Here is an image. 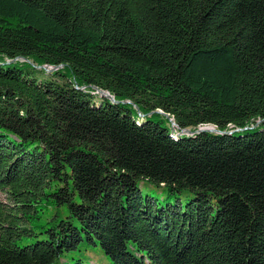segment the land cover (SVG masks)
<instances>
[{
	"label": "trees",
	"instance_id": "obj_1",
	"mask_svg": "<svg viewBox=\"0 0 264 264\" xmlns=\"http://www.w3.org/2000/svg\"><path fill=\"white\" fill-rule=\"evenodd\" d=\"M0 193V264H264V0H0Z\"/></svg>",
	"mask_w": 264,
	"mask_h": 264
},
{
	"label": "rangeland",
	"instance_id": "obj_2",
	"mask_svg": "<svg viewBox=\"0 0 264 264\" xmlns=\"http://www.w3.org/2000/svg\"><path fill=\"white\" fill-rule=\"evenodd\" d=\"M210 126L211 125H202L199 127L205 128ZM0 199L4 200L1 193ZM61 216L63 217V212H61ZM74 258L81 259L84 264H111L109 257L105 255L98 246L91 244H81L79 249L63 254L55 264H69Z\"/></svg>",
	"mask_w": 264,
	"mask_h": 264
},
{
	"label": "water",
	"instance_id": "obj_3",
	"mask_svg": "<svg viewBox=\"0 0 264 264\" xmlns=\"http://www.w3.org/2000/svg\"><path fill=\"white\" fill-rule=\"evenodd\" d=\"M38 67H44V66H38ZM56 67H57V66H56ZM56 67L53 66V67H51L50 69H46V68H45V69H46L47 71H49V70H51V69H55ZM97 92H98L100 95L109 98L111 101L116 102V101L112 98V96L109 95L107 92H103V91H101V90H97ZM203 130L213 131V132H219L217 129H215V127L210 126V127H205V128H203V127H202V128H201V127H198V128H196L195 130H193V131H191V130L185 128V129L181 130V133H183V134H192V133L199 132V131H203Z\"/></svg>",
	"mask_w": 264,
	"mask_h": 264
}]
</instances>
